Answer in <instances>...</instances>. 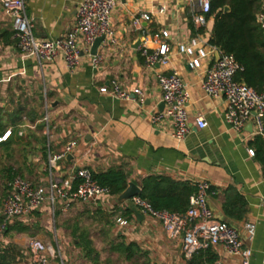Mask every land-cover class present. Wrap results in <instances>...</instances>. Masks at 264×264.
<instances>
[{
  "label": "crops",
  "instance_id": "obj_1",
  "mask_svg": "<svg viewBox=\"0 0 264 264\" xmlns=\"http://www.w3.org/2000/svg\"><path fill=\"white\" fill-rule=\"evenodd\" d=\"M79 1L25 0L35 36L51 39L65 35L75 24ZM199 7V0H120L112 15L114 38L98 48L104 62L95 67L84 52L79 65L69 69L63 58L39 63L36 58L24 56L14 38L13 19L0 3V126L5 123L2 118H6V111H15L20 103L28 109L37 108L41 115L36 122L23 117L18 125V136L23 140L8 152L0 148V158L3 154L15 158L5 168L6 180L11 168V173L19 171L24 178L44 186L52 178L76 185V171L84 167L96 174L122 169L128 181L141 188L148 176H167L193 185L196 180L206 179L215 191L209 197L215 217L237 228L244 245L252 249L250 264H264V170L253 144L261 134L253 119L240 133L231 127L225 118L226 99L211 97L203 88L209 63L191 69V57L177 49L178 44L195 35L192 13ZM143 13L150 14L151 19L134 25V18ZM160 29L169 31L171 58L168 65L149 68L140 47L146 34L148 45L156 46L152 34ZM212 29L211 17L203 32L208 40ZM174 71L182 76L189 92L187 112L192 126L183 140L173 137L169 120L157 125L150 121L152 112L164 109L157 74ZM113 79L129 90L142 88L145 104L141 107L133 99L102 93L101 87L109 86ZM54 102H58L56 107H52ZM46 113L48 123L43 120ZM200 115L207 121L202 129L195 123ZM43 124L42 129L37 128ZM9 129L13 127H6V131ZM71 140L77 141L71 157L60 161L51 172L49 156L59 153ZM251 149L256 151L253 156ZM115 198L110 195L97 202L75 201L68 212L62 211L61 200L54 206L46 202L15 218L3 216L1 207L0 227L8 223L16 227L9 233L5 229L0 232V261L36 264L28 243L38 238L48 244L50 253L55 252L46 264H94L83 256L84 249L74 236L84 235L92 241L98 264H188L181 236L170 238L150 216L142 213L143 217H138ZM118 218L129 223L121 225ZM246 223L254 224L253 236ZM130 244L134 247L128 259L125 247ZM211 253L213 261L242 263L240 256L222 246L212 247Z\"/></svg>",
  "mask_w": 264,
  "mask_h": 264
},
{
  "label": "built area",
  "instance_id": "obj_2",
  "mask_svg": "<svg viewBox=\"0 0 264 264\" xmlns=\"http://www.w3.org/2000/svg\"><path fill=\"white\" fill-rule=\"evenodd\" d=\"M120 0H80L76 12V21L73 28L65 35L51 39H40L33 32L34 21L26 13L25 0H0L5 11L13 19V34L20 52L27 57H33L39 63L52 62L63 58L69 69H74L80 63L82 53L87 52L95 67L104 62V55L92 54L95 40L105 36L103 42L114 38L112 29V15ZM198 11L192 13V21L198 32L185 42L178 44L180 54L190 56L188 66L191 69H201L208 62L203 79V88L211 97L223 96L227 103L226 121L238 133L242 132L250 119L254 120L257 133L264 135V91L259 92L243 81L236 79V75L243 70L236 57L210 43L203 35L211 18L209 15L212 0H199ZM151 15L143 13L134 18V25L140 26L143 20H150ZM257 23L264 28V8L257 14ZM203 30V31H200ZM169 31L160 29L152 34L154 47L148 45L149 35L146 34L140 47L145 64L149 68L156 65H168L172 45L168 42ZM102 42V43H103ZM157 79L162 92V101L165 106L162 111L152 112L150 121L157 125L169 120L172 125V135L178 140L185 139L191 130L190 116L187 112L189 92L182 76L174 71L160 72ZM102 93L110 94L117 99H133L139 106L146 101V94L140 87L131 90L122 86L118 79L111 80L109 86L101 87ZM45 105L48 110V101L45 96ZM48 114L43 118L48 123ZM195 123L198 128H205L207 121L203 116H197ZM12 129L5 132L2 138H8ZM77 146L76 140L69 141L63 149L50 155L48 165L53 172L58 163L67 158ZM253 156L255 150L251 149ZM74 185L70 181H60L52 178L48 186L35 184L22 176H15L6 181L8 194L4 199L2 212L9 218L29 214L46 202L53 206L58 200L63 201L62 211L68 212L75 201L97 202L102 197H108L111 189L100 184L93 170L79 168L76 171ZM195 193L190 197V204L185 212H175L168 209H157L150 201L140 195L131 198L136 208L143 214L150 216L159 223L170 238L181 236L182 253L187 260L192 259L199 250L222 246L228 253L240 256L241 264H250L252 249L246 247L240 239L237 228L218 220L209 204V197L215 193L212 184L206 179L194 181ZM128 207V201L122 202ZM121 225H127L126 219L118 218ZM6 224L0 227L2 232ZM250 236L255 234L252 223L245 224ZM28 247L36 264H46L50 253L48 244L38 238H31ZM0 264H4L0 261ZM203 264H226L220 260L205 261Z\"/></svg>",
  "mask_w": 264,
  "mask_h": 264
},
{
  "label": "trees",
  "instance_id": "obj_3",
  "mask_svg": "<svg viewBox=\"0 0 264 264\" xmlns=\"http://www.w3.org/2000/svg\"><path fill=\"white\" fill-rule=\"evenodd\" d=\"M227 6L229 7L228 11L226 10ZM261 7V0H212L209 14L213 18L210 43L227 53L233 54L243 67V70L236 75V79L245 82L259 92L264 91V28L257 23V14ZM193 30L194 34L198 32L195 26ZM5 116L6 118H2L5 123L0 126V138L5 134L6 127L12 126L13 129L6 140L0 141V148L8 152L13 144L21 143L20 141L23 140L22 137L18 136V125L23 121V117H27L31 122H36L41 115L37 108L28 109L25 103H20L15 111H6ZM43 126L44 124L37 126V128L42 129ZM17 136L18 138H16ZM253 144L258 148L257 156L262 162L264 170V136H257ZM8 171L9 179L15 176H24L19 171L11 173V168ZM95 178L100 184L110 187L111 194L114 196L120 195L127 188L129 182L127 174L122 169L95 173ZM195 191L196 186L190 182H177L167 176H148L143 180L140 196L150 201L157 209L185 212L189 207L190 197ZM7 194L8 188L5 183L4 193L0 196V208L3 206ZM127 210L131 211L130 208ZM0 220H2L1 217ZM15 227L8 223L4 231L9 233ZM74 236L78 239V244L84 249L83 256L94 264H98L99 256L92 246V241L84 235ZM133 247V244L125 247L129 253H127L128 259L133 254L131 253ZM213 260L214 256L211 253V248H209L195 253L188 264H203L205 261Z\"/></svg>",
  "mask_w": 264,
  "mask_h": 264
},
{
  "label": "water",
  "instance_id": "obj_4",
  "mask_svg": "<svg viewBox=\"0 0 264 264\" xmlns=\"http://www.w3.org/2000/svg\"><path fill=\"white\" fill-rule=\"evenodd\" d=\"M226 10H229V7H226ZM105 36L99 37L95 40L91 53L92 54H97L98 53V48L101 45V43L103 42ZM40 99H43V96H41ZM58 102H54L52 103V107H56ZM165 106L164 102L161 103V108H163ZM71 154H69L67 156V158H70ZM142 192V188L135 182L130 181L128 182V186L127 188L118 196H116L115 201L116 203H121V202H125L128 201V205L131 208V210L138 216V217H143V214L136 208V206L134 205L133 201L131 200L132 197L140 195ZM5 217H7L6 215H3Z\"/></svg>",
  "mask_w": 264,
  "mask_h": 264
},
{
  "label": "rangeland",
  "instance_id": "obj_5",
  "mask_svg": "<svg viewBox=\"0 0 264 264\" xmlns=\"http://www.w3.org/2000/svg\"><path fill=\"white\" fill-rule=\"evenodd\" d=\"M2 156L3 157L0 158V196H2L4 193V187L6 183L7 171L5 170V168H7L8 166H11V163L15 161V158L11 159L9 156L6 157L4 154Z\"/></svg>",
  "mask_w": 264,
  "mask_h": 264
}]
</instances>
